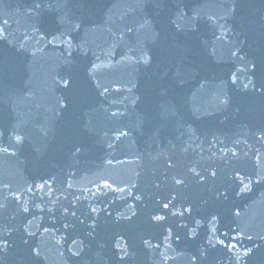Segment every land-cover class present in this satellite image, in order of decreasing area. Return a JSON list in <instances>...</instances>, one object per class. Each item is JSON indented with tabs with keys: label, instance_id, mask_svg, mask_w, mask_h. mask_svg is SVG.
Wrapping results in <instances>:
<instances>
[{
	"label": "water",
	"instance_id": "water-1",
	"mask_svg": "<svg viewBox=\"0 0 264 264\" xmlns=\"http://www.w3.org/2000/svg\"><path fill=\"white\" fill-rule=\"evenodd\" d=\"M0 264H264V0H0Z\"/></svg>",
	"mask_w": 264,
	"mask_h": 264
},
{
	"label": "snow or ice",
	"instance_id": "snow-or-ice-1",
	"mask_svg": "<svg viewBox=\"0 0 264 264\" xmlns=\"http://www.w3.org/2000/svg\"><path fill=\"white\" fill-rule=\"evenodd\" d=\"M165 206H167V205H165Z\"/></svg>",
	"mask_w": 264,
	"mask_h": 264
}]
</instances>
